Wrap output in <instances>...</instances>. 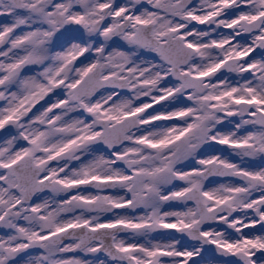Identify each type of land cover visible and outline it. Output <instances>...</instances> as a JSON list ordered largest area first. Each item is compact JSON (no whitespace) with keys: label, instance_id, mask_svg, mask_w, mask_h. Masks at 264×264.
Masks as SVG:
<instances>
[{"label":"snow or ice","instance_id":"1","mask_svg":"<svg viewBox=\"0 0 264 264\" xmlns=\"http://www.w3.org/2000/svg\"><path fill=\"white\" fill-rule=\"evenodd\" d=\"M0 17V264H264V0Z\"/></svg>","mask_w":264,"mask_h":264},{"label":"flooded vegetation","instance_id":"2","mask_svg":"<svg viewBox=\"0 0 264 264\" xmlns=\"http://www.w3.org/2000/svg\"><path fill=\"white\" fill-rule=\"evenodd\" d=\"M3 22H5V18L0 17V23H3ZM201 27H203V26H201ZM224 31H230V30H224ZM253 55H255V53ZM47 100H48V98H45V100L40 101V102H42L41 105H43L44 103L46 104ZM35 111H37V110H35ZM257 163H258V161H257ZM222 182H223V180L221 178L213 179V180H210V182H206V187L218 185L219 183H222ZM70 255H72V254H70ZM77 255L83 256V258H85V259L91 258L90 256H84V254H82V253H77Z\"/></svg>","mask_w":264,"mask_h":264},{"label":"rangeland","instance_id":"3","mask_svg":"<svg viewBox=\"0 0 264 264\" xmlns=\"http://www.w3.org/2000/svg\"><path fill=\"white\" fill-rule=\"evenodd\" d=\"M143 99L147 100V97H145V98H143ZM0 103H2V102H0ZM44 104H45V103H44ZM44 104H43V105H44ZM156 107H159V106L157 105ZM40 108H41V107H40ZM40 108H39V109H40ZM33 110H34V109H33ZM149 111H151V109H149ZM33 112H36V111H33ZM158 123H159V122H158Z\"/></svg>","mask_w":264,"mask_h":264}]
</instances>
